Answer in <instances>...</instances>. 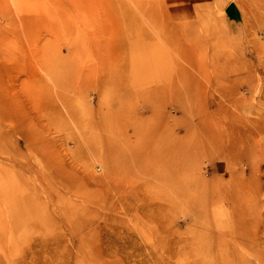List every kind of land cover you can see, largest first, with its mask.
I'll list each match as a JSON object with an SVG mask.
<instances>
[{"label": "rangeland", "instance_id": "obj_1", "mask_svg": "<svg viewBox=\"0 0 264 264\" xmlns=\"http://www.w3.org/2000/svg\"><path fill=\"white\" fill-rule=\"evenodd\" d=\"M0 264H264V0H0Z\"/></svg>", "mask_w": 264, "mask_h": 264}, {"label": "crops", "instance_id": "obj_2", "mask_svg": "<svg viewBox=\"0 0 264 264\" xmlns=\"http://www.w3.org/2000/svg\"><path fill=\"white\" fill-rule=\"evenodd\" d=\"M227 15H231V13L227 11ZM206 171L209 175L214 177L224 176L229 173V165L228 162L224 160H213L208 163Z\"/></svg>", "mask_w": 264, "mask_h": 264}, {"label": "bare ground", "instance_id": "obj_3", "mask_svg": "<svg viewBox=\"0 0 264 264\" xmlns=\"http://www.w3.org/2000/svg\"><path fill=\"white\" fill-rule=\"evenodd\" d=\"M258 173V172H257ZM254 253V252H253ZM259 257V256H258Z\"/></svg>", "mask_w": 264, "mask_h": 264}]
</instances>
